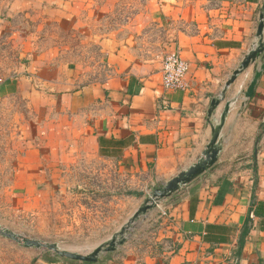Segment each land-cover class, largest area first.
Returning <instances> with one entry per match:
<instances>
[{
  "label": "crops",
  "instance_id": "crops-1",
  "mask_svg": "<svg viewBox=\"0 0 264 264\" xmlns=\"http://www.w3.org/2000/svg\"><path fill=\"white\" fill-rule=\"evenodd\" d=\"M263 3L158 0L166 40L190 66L185 89L164 87L162 55L156 49L119 43L107 48L102 39L94 44V63L91 58L63 60L46 71L56 85L47 98L61 105L60 110L54 104V120L61 114L67 133L57 144L60 160L95 157L115 164L139 185L132 195L152 194L196 161L230 102L215 166L163 200L148 241L141 243L135 235L96 264H264V71L254 96H245L263 59L241 73L209 113L258 41ZM40 77V71L31 74L36 82ZM25 81L23 76L6 79L0 94L18 93ZM40 93L45 95L34 87L31 97ZM250 212L251 227L238 254Z\"/></svg>",
  "mask_w": 264,
  "mask_h": 264
},
{
  "label": "rangeland",
  "instance_id": "rangeland-1",
  "mask_svg": "<svg viewBox=\"0 0 264 264\" xmlns=\"http://www.w3.org/2000/svg\"><path fill=\"white\" fill-rule=\"evenodd\" d=\"M158 14V0H0V83L26 80L18 93L0 94L1 227L86 254L121 231L152 196L129 194L139 185L110 162L60 160L57 144L67 133L63 116L54 120V104L60 110L61 105L47 98L56 85L46 71L63 60L94 63L100 39L107 48L130 44L156 49L163 58L171 40ZM107 59L104 51L103 65ZM38 71L42 77L36 82L31 74ZM34 87L45 95L31 97ZM164 199L131 223L126 242L137 235L145 243L154 235ZM56 260L84 264L0 234V264Z\"/></svg>",
  "mask_w": 264,
  "mask_h": 264
},
{
  "label": "water",
  "instance_id": "water-1",
  "mask_svg": "<svg viewBox=\"0 0 264 264\" xmlns=\"http://www.w3.org/2000/svg\"><path fill=\"white\" fill-rule=\"evenodd\" d=\"M257 37L258 41L256 45L245 55L240 66L233 72L230 79L226 82L221 97L215 98L212 101L211 109L209 111L210 115H212L216 107L222 102L224 97L223 95L225 94L227 88L236 81L238 76L245 70H247L251 64H255L260 59H263V62L261 63L259 69L255 71L254 77L248 84V87L245 91V96L247 99H250L254 96L256 84L264 71V3L262 7V12L260 14V21L257 29ZM229 109L230 102H227L222 112L220 122L213 128V134L210 142L206 145L205 149L202 151L201 155L196 159V161H194L187 168L180 171L176 176L168 180L164 186H162L161 188H157L153 192L152 196L147 198L144 204L138 208V210L133 214L131 220L126 224V226L121 229V231L115 234L109 241L98 245L91 252L84 254L77 251H72L60 247V245L56 242H46L38 239L25 237L8 228H3L1 226L0 234L18 243H22L27 247H36L44 249L45 251H52L62 258H68L81 262H98L101 257V254L114 252L118 249L119 246L126 243V231L130 227L131 223L134 222L137 218H139L142 214H145L150 209H152L157 201L173 195L174 193L179 191L183 186L190 184L196 178H198L203 173L215 166L219 159V153L221 151V147L219 145L218 140Z\"/></svg>",
  "mask_w": 264,
  "mask_h": 264
},
{
  "label": "built area",
  "instance_id": "built-area-1",
  "mask_svg": "<svg viewBox=\"0 0 264 264\" xmlns=\"http://www.w3.org/2000/svg\"><path fill=\"white\" fill-rule=\"evenodd\" d=\"M189 67V63L182 57L179 49L168 50L162 58L164 87L168 90L185 89Z\"/></svg>",
  "mask_w": 264,
  "mask_h": 264
},
{
  "label": "trees",
  "instance_id": "trees-1",
  "mask_svg": "<svg viewBox=\"0 0 264 264\" xmlns=\"http://www.w3.org/2000/svg\"><path fill=\"white\" fill-rule=\"evenodd\" d=\"M263 128V131H264V125L262 126ZM254 213L256 215H260V212L259 211H255L254 210ZM250 216L247 218L245 224H244V230L242 232V237L240 238V242H239V251H238V254H241V251L243 249V246H244V237L247 235V233L249 232V229L251 227L250 225V222L252 221V218H251V212L249 214ZM52 261V260H50ZM84 264H96V262H83Z\"/></svg>",
  "mask_w": 264,
  "mask_h": 264
}]
</instances>
